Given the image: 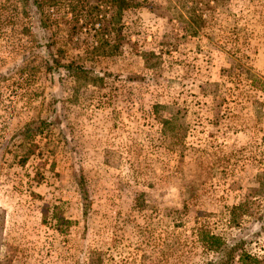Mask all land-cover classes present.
<instances>
[{
    "label": "rangeland",
    "instance_id": "1",
    "mask_svg": "<svg viewBox=\"0 0 264 264\" xmlns=\"http://www.w3.org/2000/svg\"><path fill=\"white\" fill-rule=\"evenodd\" d=\"M116 1L0 0V264H264V0Z\"/></svg>",
    "mask_w": 264,
    "mask_h": 264
},
{
    "label": "trees",
    "instance_id": "2",
    "mask_svg": "<svg viewBox=\"0 0 264 264\" xmlns=\"http://www.w3.org/2000/svg\"><path fill=\"white\" fill-rule=\"evenodd\" d=\"M118 4H124L123 0L116 1ZM107 30V26L102 27V32ZM48 63V61L46 60ZM64 65V64H62ZM202 240L210 250L219 251L223 249V242L218 236L212 234H206L202 237ZM231 254L229 253L226 258H230ZM220 264H226V262H220ZM238 264H259V260L246 252H241L238 257Z\"/></svg>",
    "mask_w": 264,
    "mask_h": 264
}]
</instances>
